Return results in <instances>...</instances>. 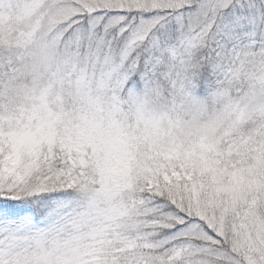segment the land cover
<instances>
[{
  "label": "snow or ice",
  "instance_id": "1",
  "mask_svg": "<svg viewBox=\"0 0 264 264\" xmlns=\"http://www.w3.org/2000/svg\"><path fill=\"white\" fill-rule=\"evenodd\" d=\"M0 264H264V0H0Z\"/></svg>",
  "mask_w": 264,
  "mask_h": 264
}]
</instances>
